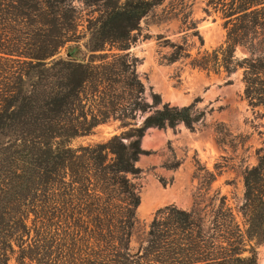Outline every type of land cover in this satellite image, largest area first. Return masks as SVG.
<instances>
[{
	"label": "trees",
	"instance_id": "16d2710c",
	"mask_svg": "<svg viewBox=\"0 0 264 264\" xmlns=\"http://www.w3.org/2000/svg\"><path fill=\"white\" fill-rule=\"evenodd\" d=\"M78 1L90 10L85 35L77 0H0V264H259L264 145L244 174L237 211L219 193L210 218L166 206L132 253L142 139L150 129H194L205 112L171 107L157 93L147 102L128 52L141 22L166 0ZM205 1L221 15L225 41L203 49L197 34L193 54L159 36L171 49L162 62L228 77L241 71L249 107L264 109V0ZM111 121L120 135L73 147ZM180 166L174 157L165 168Z\"/></svg>",
	"mask_w": 264,
	"mask_h": 264
},
{
	"label": "rangeland",
	"instance_id": "374dc122",
	"mask_svg": "<svg viewBox=\"0 0 264 264\" xmlns=\"http://www.w3.org/2000/svg\"><path fill=\"white\" fill-rule=\"evenodd\" d=\"M77 5L82 13L79 30L85 35L90 10H85L78 0ZM197 34L204 40L203 49L220 46L226 38L221 15L209 9L205 0H166L141 22L137 41L128 51L131 58L139 61L137 73L145 86L147 102L152 103V93H157L171 107L194 104L196 110L205 112V118L194 129L184 124L174 129H150L142 139L146 154L137 163L142 172L132 179L140 197L130 242L132 253L143 244L148 225L161 208L174 205L210 218L219 206V201L211 199L219 193L237 211L245 195L244 174L257 165L258 150L264 145V109L249 107L241 71L228 77L192 69L186 62H162L171 49L160 46L159 36L170 43L185 44L196 54L201 47ZM66 52L62 54L65 57ZM147 115L138 122L141 124ZM122 132L120 123L111 121L72 145L105 143ZM174 157L181 166L167 170L165 165ZM209 174L215 176L212 184L207 180ZM258 257L259 264H264V244L258 248ZM10 264L17 263L12 260Z\"/></svg>",
	"mask_w": 264,
	"mask_h": 264
},
{
	"label": "water",
	"instance_id": "95a60500",
	"mask_svg": "<svg viewBox=\"0 0 264 264\" xmlns=\"http://www.w3.org/2000/svg\"><path fill=\"white\" fill-rule=\"evenodd\" d=\"M72 55L71 54H67V57L70 58Z\"/></svg>",
	"mask_w": 264,
	"mask_h": 264
}]
</instances>
